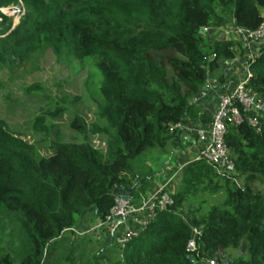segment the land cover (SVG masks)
<instances>
[{"label":"trees","instance_id":"trees-1","mask_svg":"<svg viewBox=\"0 0 264 264\" xmlns=\"http://www.w3.org/2000/svg\"><path fill=\"white\" fill-rule=\"evenodd\" d=\"M21 4L24 14L8 35L13 18L0 13L8 23L0 69L45 50L93 59L103 101L98 122L70 113L68 127L80 139L52 142L49 154L0 117V264H40L46 248L53 264H264V120L258 129L246 121L229 127L233 175L203 157L188 164L174 204L156 208L117 260L104 252L87 257L77 243L88 222L110 214L115 188L146 191L148 182L138 181L143 153L181 148L183 129L173 127L209 120L193 100L237 57L234 38L214 39L209 30H257L264 0H0V8ZM248 71L247 86L264 97V52ZM229 249L239 254L226 261Z\"/></svg>","mask_w":264,"mask_h":264},{"label":"rangeland","instance_id":"rangeland-1","mask_svg":"<svg viewBox=\"0 0 264 264\" xmlns=\"http://www.w3.org/2000/svg\"><path fill=\"white\" fill-rule=\"evenodd\" d=\"M0 13L13 18L8 35L19 22L16 16L11 15V7L0 8ZM7 27L8 23L0 19V31ZM209 35L214 39L232 38L226 32V26L210 29ZM235 49L236 59L223 62L222 68L209 78L204 87L206 92L203 93L208 94L207 91H210V94L205 97L212 99L211 93L215 90L218 95L249 76V62L257 57L258 47L247 48L237 43ZM101 80L102 76L93 59H67L57 56L51 50L35 54L27 61H10L0 69V117L22 138L36 144L42 154H49L48 148L52 142H75L80 139L68 127L70 113L81 115L89 124L98 122L97 106L103 101L98 92ZM38 118H42L41 126L36 125ZM91 139L95 146H104L102 137L92 136ZM198 157V149L186 150L173 146H168L164 151L155 148L143 153L137 159L139 179H136L141 180V186L142 179L148 182V187L144 192L141 189L134 192L135 203L141 204L162 188L169 194L176 193L181 185L183 169ZM114 192L117 190L114 189ZM181 211L187 216L186 209ZM145 217L143 212L136 215L139 220ZM88 223L92 229L99 221ZM136 225L135 220L127 224L135 229ZM124 232L123 224L94 227L89 233L80 235L77 243L87 257L104 252L117 260ZM238 254V250L229 249L224 257L229 261Z\"/></svg>","mask_w":264,"mask_h":264},{"label":"built area","instance_id":"built-area-1","mask_svg":"<svg viewBox=\"0 0 264 264\" xmlns=\"http://www.w3.org/2000/svg\"><path fill=\"white\" fill-rule=\"evenodd\" d=\"M22 5V4H21ZM22 7V8H21ZM6 14V13H5ZM24 14V7H11V15L16 16V20L20 21ZM226 32L235 39L237 43H242L247 48L258 47V55L264 52V22L257 30H249L244 27L230 25L226 28ZM235 45V46H236ZM254 58V60L257 59ZM251 77L249 76L232 86L231 88L221 91L217 95L216 106L211 117L210 123L200 125L196 132L197 143L199 145V157H203L213 164L221 173L233 175L235 173V164L233 160L232 150L227 146L226 136L231 125H240L245 121L254 128H259L264 120V97L254 93L247 83ZM184 128L180 124L173 127ZM140 185L137 186L139 188ZM115 206L110 214L103 221H99L94 227L103 225L116 226L124 225L125 232L120 239L123 247L134 236L149 224L155 214L156 208L166 209L174 204L172 194L164 191V188L154 192L149 198L143 200L141 204L134 201L128 191L115 188ZM140 212L146 214L143 219H137L136 215ZM135 220L136 229L127 226L128 223ZM94 227L92 229H94ZM91 228H84L78 232L81 235L89 233ZM198 231H195L197 234ZM190 251L195 250V241L189 244ZM40 264H53L48 248L44 250ZM210 264H216L215 260H211Z\"/></svg>","mask_w":264,"mask_h":264},{"label":"crops","instance_id":"crops-1","mask_svg":"<svg viewBox=\"0 0 264 264\" xmlns=\"http://www.w3.org/2000/svg\"><path fill=\"white\" fill-rule=\"evenodd\" d=\"M206 92V89L201 91L193 100V103L195 106H197L203 114H206L209 116V120H211L212 114L214 112L215 106H216V100H217V91L215 90L211 94H213V98L209 99L208 96L204 95H209L210 91H207L208 94H204L203 92ZM203 121L200 119H189L188 122L185 124L183 128V134H182V139H183V148L186 150H195L199 149V145L197 143V138H196V132L197 129L199 128L200 125H207L210 121ZM118 189L124 190L123 187L118 186ZM175 194V192H173Z\"/></svg>","mask_w":264,"mask_h":264}]
</instances>
